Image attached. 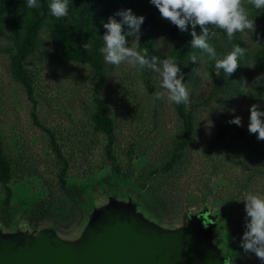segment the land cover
<instances>
[{
  "label": "rangeland",
  "instance_id": "rangeland-1",
  "mask_svg": "<svg viewBox=\"0 0 264 264\" xmlns=\"http://www.w3.org/2000/svg\"><path fill=\"white\" fill-rule=\"evenodd\" d=\"M249 18H256V30L242 35L253 56L264 45V23L255 15ZM155 25L160 59L171 57L175 45L165 24L157 19ZM41 35L43 45L26 61L32 96L15 79L14 49L0 37V139L12 162L13 192L8 200L0 183V236L52 229L62 240L77 242L94 212L116 200L133 204L149 223L167 230L185 227L191 216L207 210L215 219L212 242L228 264H264L240 249L247 219L243 200L249 191L264 195V140L248 130L250 108L257 105L264 111V80H258L264 72L252 58L249 74L234 84L220 81L221 72L215 79L202 78L197 73L208 72L207 62H192L184 79L190 93L185 108L194 116L195 132L179 165L165 174L163 167L181 142L183 121L166 95L154 98L155 92H166L158 76L137 72L127 63L106 65L102 57L101 78L90 65L67 60L49 31ZM133 39H127L128 46L138 50ZM86 43L92 50V43ZM97 97L110 109L113 152L121 178L132 174L128 180H112L108 138L95 131L92 120ZM230 115L241 118L239 127L252 143L238 138L233 129L219 136ZM65 167L63 187L60 175ZM153 192L166 205L161 211L151 199ZM42 202L48 217L33 225L31 218Z\"/></svg>",
  "mask_w": 264,
  "mask_h": 264
},
{
  "label": "trees",
  "instance_id": "trees-1",
  "mask_svg": "<svg viewBox=\"0 0 264 264\" xmlns=\"http://www.w3.org/2000/svg\"><path fill=\"white\" fill-rule=\"evenodd\" d=\"M49 2L50 0H39V8L28 9L25 6V0H0V37H6L12 46L11 49H14L11 57L13 75L27 90L29 96L33 94V86L31 76L26 67V61L43 45L41 34L45 30L52 34L54 43L67 60L73 63L88 64L101 78H104V65L99 52L103 44L102 36L106 31L103 27V22L107 21L110 17H115L118 21L121 20L122 18L117 13L122 10L131 9L135 15L145 17L144 23L141 26L140 40L137 41V45L139 51L144 52L147 50L149 59L154 56L161 58L160 52L156 47L158 32L155 20L158 19L164 22L169 33V38L175 45L170 51V56L174 57L180 65L181 74L184 76V79L189 67L192 66V61H190L191 54L195 53L199 55L201 52L199 49L191 48V40L193 39L191 26H189L188 31H181L168 19L163 18L159 10L150 3V0H69L68 15L59 19L50 14ZM242 5L249 11L250 15L259 17L264 23V9H254L247 0H244ZM209 28L210 35L208 42L216 48L218 57H222L224 54L230 52L236 45L247 49V53L240 60V65L237 70L230 76H227L221 71L219 76L220 81H226L232 84L242 82L244 76L249 74L247 68L249 58H252L254 64L264 72V45L256 54L250 56L248 45L242 33L237 32L232 39H229L224 31L219 29L213 31V26H209ZM124 31H128L126 25L124 26ZM196 32L197 35H202L199 27L196 28ZM129 37L131 36H128L127 39ZM86 42L92 43V50L84 48ZM214 63V61L211 63L207 62L206 69L209 75L215 79L217 75L213 69ZM232 88L236 89L234 87ZM96 103L97 110L93 114L92 120L95 131L106 135L108 138L106 153L115 173L112 180L114 183L122 179L128 180L132 174H127L121 178L122 169L113 152L115 124L109 116L110 109L108 104L98 97L96 98ZM173 106L183 121V130L181 142L178 144L174 156L163 167L165 174L174 172V169L179 165V161L182 160L184 151L188 148L189 141L195 132V119L192 113L186 112L185 105H176L173 103ZM235 116L230 115L225 118L224 124L218 132L219 136H223L228 129H233L238 138L252 143L241 127L230 123ZM257 136L258 134L254 135V137ZM60 158L61 160L64 159L62 156ZM65 170L66 167L60 175V182L63 187L66 185ZM11 179L12 162L6 154L0 139V183L6 188L8 200L13 195L9 186ZM153 187L154 185L149 189L153 190ZM156 195V192H153L151 199L156 203V209L161 211L166 205L163 203L162 198ZM155 213L157 211L153 212L156 217ZM33 217L30 221L33 225L48 217V209L44 202L39 204ZM240 249L244 251L241 246Z\"/></svg>",
  "mask_w": 264,
  "mask_h": 264
},
{
  "label": "clouds",
  "instance_id": "clouds-1",
  "mask_svg": "<svg viewBox=\"0 0 264 264\" xmlns=\"http://www.w3.org/2000/svg\"><path fill=\"white\" fill-rule=\"evenodd\" d=\"M256 10L264 9V0H247ZM160 12L163 18L168 19L181 31H188L192 28L191 48L201 50L200 54H191L190 61L198 64L205 62L214 63L216 75L220 72L230 76L240 65V60L246 55L247 49L236 45L233 49L218 57L215 47L208 42L210 35L209 26L222 30L229 39H232L237 32L243 33L245 30L255 32L256 18L250 19V13L243 5L242 0H150ZM69 0H50V14L59 19L68 15ZM28 9L40 7L39 0H25ZM122 19L115 17L108 18L103 22L106 30L102 36L103 44L99 49L103 62L106 65L119 66L127 63L137 70H145L155 73L160 81V87L166 92H155L154 98L161 100L165 97L170 103L187 106L190 102V93L183 82L184 76L181 74V67L174 57L160 59L157 56L149 59L147 50L141 52L132 45L128 46L127 37H134L133 41H139L141 26L144 23V16L135 15L131 9L122 10L117 13ZM128 31H124V26ZM199 27L202 35H197L196 28ZM85 49L90 45L85 44ZM202 78H206L208 72L197 73ZM264 80V76L258 77ZM143 88V83L140 84ZM247 84H242V93L246 92ZM245 95V94H244ZM230 123L241 125V118L235 116ZM248 130L250 133L258 134V139L264 140V111L257 105L250 108ZM243 202H245L246 230L242 236L241 247L244 252H252L261 261H264V195L249 191Z\"/></svg>",
  "mask_w": 264,
  "mask_h": 264
},
{
  "label": "water",
  "instance_id": "water-1",
  "mask_svg": "<svg viewBox=\"0 0 264 264\" xmlns=\"http://www.w3.org/2000/svg\"><path fill=\"white\" fill-rule=\"evenodd\" d=\"M214 221L205 210L187 226L167 230L133 204L112 200L94 212L77 242L52 229L0 236V264H228L212 242Z\"/></svg>",
  "mask_w": 264,
  "mask_h": 264
}]
</instances>
